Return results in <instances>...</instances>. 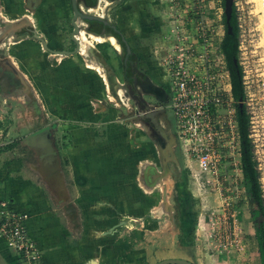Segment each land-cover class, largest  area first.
Returning a JSON list of instances; mask_svg holds the SVG:
<instances>
[{
  "label": "rangeland",
  "instance_id": "1",
  "mask_svg": "<svg viewBox=\"0 0 264 264\" xmlns=\"http://www.w3.org/2000/svg\"><path fill=\"white\" fill-rule=\"evenodd\" d=\"M68 1H58L59 6L55 16L59 18L61 34L59 40L63 38L62 48L73 50L75 44L70 39L73 12ZM79 1L80 3L83 1L86 8L96 5L92 0ZM119 2L109 10L108 21L118 26L132 49L126 66L130 76H125L123 72L126 51L120 55L117 53L116 59L113 60L106 58L103 51L98 52L99 56L95 58L105 67L110 85L108 96L104 97L106 101L101 103L102 107H106L101 115L105 121L101 131L96 132V136L109 145L115 136H119L122 139L119 143V155L107 158V168L92 167V175H90L89 159L85 164L84 157L86 136L84 132L91 130L94 132V126L86 124L84 127L83 121L74 123L72 118L68 117L67 94L61 91L59 92L61 98L59 103L57 102L58 110L53 111L57 113L56 119H50L48 124L42 125L53 134L55 148L51 149L55 153L51 154L49 166L56 170L59 168V177L64 181L63 189L66 194L69 193V202L73 204L70 205L71 210L79 212L81 217H84L83 202H85L87 210L91 205L93 217L103 220L104 230L101 237L107 245L109 257L115 256L118 247L125 242L133 245L143 244L140 250L143 251L141 262L144 264H157L166 259H177L174 258L175 255L188 257L186 259L190 258L191 261H188L194 264H209L217 260L218 252L228 251L230 247L228 242L231 241L226 225L220 223L218 216H214L212 212L216 207L212 208L208 205L207 196L215 193L203 188L204 186L199 187L197 172L186 166L183 156L174 145L173 136L166 131L165 125L156 128L148 117L147 110L151 109L149 105H153L154 110H160L166 107V103L160 104L152 94L143 90L138 94L131 87L134 79L129 80L133 76L131 69L137 64L141 72H148L150 77L156 78L160 84L169 83L170 72L166 58L172 50L173 43L167 38L166 10L156 0ZM221 3V0H192L189 3L190 13L186 19L193 27L191 31L198 34L200 49L209 45L216 48L220 38L223 37L222 10L217 9L222 6ZM236 3L240 22L243 24L241 39L246 48L244 54H240L241 58L246 59L240 61H246L247 69L254 80L264 81V28L259 1L236 0ZM128 9L132 11L130 14L126 12ZM84 11L98 15L88 9ZM26 14H29V20L36 26L38 13H31L28 10ZM0 20L2 25L5 20L2 15ZM89 24V28L98 33L104 28L102 23L96 21ZM40 25V28L34 29L39 35L46 36L45 31L49 23L41 21ZM63 31L68 32L63 34ZM106 31L110 32V29L106 28ZM6 33L7 31H0V41L5 40ZM27 36L32 38V32L27 28L21 29L18 37L22 39ZM116 36L120 39L119 35ZM50 38L53 39L52 34ZM108 44L107 42L102 46ZM81 57L87 59V55ZM141 76L143 74H139L136 81H139ZM164 78L167 80L166 83ZM51 87V83L47 85V89ZM120 87L129 88L132 93V98L127 100L128 104L116 94ZM96 97L95 99H100ZM166 115L173 125L174 118L170 109H167ZM73 130H79L81 133L79 139L74 137ZM5 138V136L0 137V148L7 145L16 147L17 142L11 143ZM100 159H96V164H100ZM23 160L36 162L35 157H24ZM197 175L200 182L205 181L203 174ZM215 197L216 201H219L217 196ZM116 211L118 216L113 214ZM100 216L102 217L99 218ZM95 223L93 222L92 225L94 226ZM71 225L78 229L79 221L65 224L67 229L72 228ZM68 232L72 233L71 230ZM93 238V242L98 241V237L93 236ZM147 244H155V249L147 250Z\"/></svg>",
  "mask_w": 264,
  "mask_h": 264
},
{
  "label": "crops",
  "instance_id": "2",
  "mask_svg": "<svg viewBox=\"0 0 264 264\" xmlns=\"http://www.w3.org/2000/svg\"><path fill=\"white\" fill-rule=\"evenodd\" d=\"M58 1L0 0V15L5 19L0 31H7L6 44L1 45L3 40L0 41V137L5 136L11 143L17 142L13 149L0 152V200H8L28 214V229L42 249L43 264H144L141 262L143 251L140 250L143 244L124 242L118 247L115 256L109 257L107 245L101 237L103 220L93 217L91 205L87 210L85 202L84 217L79 212H73L70 195L66 194L62 186L64 181L59 177V168L56 170L49 166L51 154L55 153L51 149L55 148L53 134L50 130L45 133L46 129L42 125L48 124L50 119H56L57 113L53 111L58 110L61 91L67 94L68 117L74 123L83 121L84 127L86 124L94 126V132H84V157L85 164L89 159L90 175L92 167H108L107 158L119 155V143L122 141L119 136H115L111 143L113 147L96 136L105 121L101 115L106 107H102L101 103H105L104 97L108 96L110 85L105 67L95 60L100 51L110 60L116 59V54L121 53L110 43L102 46L107 42L90 39L88 52L83 53L81 47L80 53L64 56L44 50L38 40L28 36L22 39L18 37L21 29H38L41 21L47 22L49 25L45 33L52 34L53 39L44 38L52 50L61 49L63 38L59 40V18L55 16ZM118 1L121 3L125 0ZM28 10L38 13L36 26L29 20L30 16L26 14ZM126 12L130 14L132 11L128 9ZM118 25L121 28L119 22ZM81 55H87V59ZM92 63L102 65L106 76L97 67H92ZM164 82H167L166 78ZM50 83L52 87L47 89ZM96 96L100 99H95ZM73 133L79 139V130H73ZM31 156L35 157L36 162L23 160ZM97 158H101L100 164H96ZM210 195L206 198L208 205L216 207L212 212L219 217L223 213L222 197L219 193ZM215 196L219 201H216ZM237 209L236 219L230 221V226L239 245L226 252H218L217 260L209 264H262L247 196L239 199ZM113 214L118 216L117 211ZM70 221H79V228L71 225L73 229H67L65 224ZM93 222H96L94 226ZM93 236L98 237V241L93 242ZM147 247V250H154L155 244H147ZM174 258L185 260L188 257L175 255ZM186 260L191 261L190 258ZM0 264L24 263L14 249L0 241Z\"/></svg>",
  "mask_w": 264,
  "mask_h": 264
},
{
  "label": "built area",
  "instance_id": "3",
  "mask_svg": "<svg viewBox=\"0 0 264 264\" xmlns=\"http://www.w3.org/2000/svg\"><path fill=\"white\" fill-rule=\"evenodd\" d=\"M166 10L168 41L173 43L166 58L170 98L166 109L173 113L176 146L188 168H193L199 187L222 197L223 213L218 217L229 233V248L239 245L230 221L235 220L237 202L246 196L242 176L241 133L237 119L238 101L232 94L230 72L223 55L212 45L199 48L198 34L186 19L192 0H156ZM236 2V1H235ZM236 10L238 12L237 3ZM240 54H244L241 39ZM240 59H246L240 57ZM249 116V138L264 201V81L254 80L246 61H240ZM198 173L205 176L200 182ZM28 214L8 200H0V241L21 257L24 264H43V254L30 236Z\"/></svg>",
  "mask_w": 264,
  "mask_h": 264
},
{
  "label": "trees",
  "instance_id": "4",
  "mask_svg": "<svg viewBox=\"0 0 264 264\" xmlns=\"http://www.w3.org/2000/svg\"><path fill=\"white\" fill-rule=\"evenodd\" d=\"M222 4H224V2ZM230 23L233 33L229 34L227 32L221 52L224 53L227 67L230 71L232 94L235 100L239 101L241 98L245 100V91L243 86V71L239 64L240 28L236 7H234V18ZM118 32L120 35H122L121 31L118 30ZM235 59H237V63L234 62ZM237 119L241 133L243 184L246 189L248 202L251 205L261 262L264 264V201L261 195L258 172L255 168L256 165L253 160V146L249 138V116L247 115L245 105L242 109L238 107ZM13 148L14 145H7L3 148H0V152L11 150Z\"/></svg>",
  "mask_w": 264,
  "mask_h": 264
},
{
  "label": "flooded vegetation",
  "instance_id": "5",
  "mask_svg": "<svg viewBox=\"0 0 264 264\" xmlns=\"http://www.w3.org/2000/svg\"><path fill=\"white\" fill-rule=\"evenodd\" d=\"M98 1L99 0H92V2H96L95 4L97 5V3H98ZM115 2H117L118 0H114ZM204 1V0H203ZM236 0H234V5H233V10H232V13H231V16H230V18L227 16V13H226V7H225V0H221V2L223 3L224 2V4H222V6L221 7H218L217 9L218 10H222V22H223V28H224V31H223V37L222 38H220V40H219V42H218V46L216 47L217 48V50L218 51H220V53H221V55H223V57H224V53L223 52H221V50H222V45H223V43L225 42V39H226V35H227V32L229 33V34H232V33H230L229 32V25H231V21L233 20V18H234V7H236V2H235ZM83 1H81V3H82ZM81 3H80V1L78 0V4L81 6ZM84 3V2H83ZM69 4H70V7H71V10H72V12H73V17H72V19H71V26H72V31H71V34H70V39H71V36H72V33H73V30H74V27H73V18H74V10H73V5H72V0H69ZM84 5H85V8H86V4L84 3ZM96 5H94V6H96ZM88 7V6H87ZM89 8V7H88ZM87 8V9H88ZM81 9L84 11V9L81 7ZM85 12V11H84ZM203 12V14H204V10L202 11ZM87 13V12H86ZM89 14V13H88ZM96 15V14H95ZM99 16V15H98ZM106 19V18H105ZM226 20V21H225ZM229 20V21H228ZM229 22V23H228ZM91 23V22H90ZM100 23V22H99ZM80 24V23H79ZM103 24V23H102ZM81 25V24H80ZM104 25V24H103ZM112 25V24H111ZM114 26H116V30H114V29H112V28H110V26H105L104 25V28H103V30L101 31V32H99V33H102V32H104L105 31V33H113L115 36L116 35H119V36H121L120 35V33L118 32V30L120 31V29L118 28V26L117 25H114ZM88 27H90V24H89V26ZM232 27V26H231ZM82 28V27H81ZM106 28H109L110 29V32H107L106 31ZM29 29V28H28ZM47 29H48V27H47ZM46 29V30H47ZM90 29V28H89ZM31 32H32V39H33V35H34V32H36L37 33V31L34 29V28H30L29 29ZM91 30V29H90ZM92 31V30H91ZM114 31H116V32H114ZM66 32H68V31H63V34H66ZM94 32V31H93ZM122 33V32H121ZM38 34V33H37ZM39 35V34H38ZM48 35H49V37H48ZM42 39H44L45 41H46V43H47V45H48V40L47 39H52V38H50V34H47L46 35V37H47V39L46 38H44V36H42V35H39ZM29 37V36H28ZM117 37V36H116ZM29 38H31V37H29ZM117 39H118V37H117ZM126 39V38H125ZM72 40V39H71ZM39 41V40H38ZM118 41H119V39H118ZM40 43H41V41H39ZM73 42V41H72ZM119 43H120V41H119ZM42 44V43H41ZM75 44V43H74ZM121 44V43H120ZM123 45H125V44H123ZM42 47H43V45H42ZM48 47H49V45H48ZM75 48H76V45H75ZM75 48L73 49V50H75ZM125 48V47H124ZM43 49H44V47H43ZM44 50H46V49H44ZM58 50H70V48H68V49H63V48H61V49H58ZM58 50H52L50 47H49V50H46V51H48V52H52V53H55L56 51H58ZM72 50V51H73ZM132 50V49H131ZM124 51H126L125 49H124ZM123 53V52H122ZM131 54H132V52H131ZM131 54H128L127 53V51H126V58L124 59V67H123V72H124V75L126 76H130L129 74H128V70H127V68H126V66L128 65V63H129V57L131 56ZM225 58V57H224ZM235 62V61H234ZM239 64H240V60H239ZM138 66H137V64H135L134 65V67L131 69L132 70V72L131 73H133V76L132 77H130L129 78V80H133V82L131 83V87L139 94L140 93V91L141 90H143L144 92H148L149 94H152V96H154L159 102H160V104H164V103H166V101H169V98H170V93H169V89H168V84L167 85H165V84H160L159 82H158V80H156V78H153L152 76L150 77V75L148 74V72H141V70H139L138 68H137ZM230 72V71H229ZM139 74H143V76H141V78L139 79V81H136L137 80V77H138V75ZM230 77H231V75H230ZM168 89V90H167ZM168 103V102H167ZM166 103V104H167ZM149 108H151L150 110V113H153V111L152 110H154V107H153V105H149L148 106ZM151 115H153V114H151ZM151 115H150V117H151ZM161 115H160V113H157V114H155L154 115V117L156 118V117H160ZM152 119V118H151ZM172 136H173V138H174V145H175V147H177L176 146V143H177V141H176V135H175V133H174V130H173V125L171 124V129H170V132H169Z\"/></svg>",
  "mask_w": 264,
  "mask_h": 264
},
{
  "label": "water",
  "instance_id": "6",
  "mask_svg": "<svg viewBox=\"0 0 264 264\" xmlns=\"http://www.w3.org/2000/svg\"><path fill=\"white\" fill-rule=\"evenodd\" d=\"M72 5H73V10H74V18H73L74 30H73L71 39L75 43L76 48L73 51L72 50H58V51L55 52L58 55L66 56V55H73V54L81 52V41L77 38L81 34V30H82L81 25L79 24L80 20L86 21L88 23L93 22V21L100 22V23H103L105 26H110V28L116 30V26L111 25L108 20H106V19H104V18H102V17H100L98 15L88 14V13L84 12L81 9V6L78 4V0H72ZM233 5H234V0H225L226 13H227V16L229 18L231 16V13H232V10H233ZM114 32H116V31H114ZM229 32L230 33L233 32L231 25H229ZM99 34L103 35V34H105V31L102 32V33H99ZM33 36H34L33 39L41 41L44 49L49 50V47H48L46 41L44 39H42L36 32H34ZM119 41H120V43H121V45L123 47V51H124V47H125V50L127 51V53L131 54V52H132L131 47L129 46V44H128V42L125 39V36L123 34L120 36ZM123 44H125V45H123ZM235 63H237V59H235ZM167 102L168 101H166V103ZM238 107L241 108V109L244 107V99L243 98H241L238 101ZM150 111L151 110L148 109L147 110V114L149 115L148 117L150 119L152 118L151 121L155 125V127L156 128H160V127H162L161 125H165L166 131L170 132L171 122L167 118V115H166L167 109H166V107L162 108L160 110H152L153 113H150ZM157 113H160L161 116L155 118L154 115L157 114ZM151 114H153V115H151ZM150 115H151V117H150ZM47 131L48 130H45V133ZM157 264H194V263H192V262H190L188 260H184V259H166V260H163V261H161V262H159Z\"/></svg>",
  "mask_w": 264,
  "mask_h": 264
},
{
  "label": "bare ground",
  "instance_id": "7",
  "mask_svg": "<svg viewBox=\"0 0 264 264\" xmlns=\"http://www.w3.org/2000/svg\"><path fill=\"white\" fill-rule=\"evenodd\" d=\"M257 1H259L260 8L262 10V25H263L262 27L264 28V1L263 0H257ZM115 4H116V2L114 0H99L96 6L89 7L88 10L89 11H94V12L98 13V15H100V17L106 18V20H109L110 19V15H109L110 11L109 10ZM81 7L83 9H87V8H85V5H84L83 2L81 3ZM79 23L81 24L82 30H81V34L77 38L81 41V47H82V52L83 53L88 52L89 47H87V45H89L91 43L90 39H98L99 41H102L104 43L105 42L110 43L114 47L115 50L119 51L122 54L123 47L119 43L117 37L113 33H106L104 35H99V34H96L95 32H93V31H91L89 29V27H88L89 23L88 22L80 20ZM11 40H12V38H11ZM5 44H6L5 40H3L1 42V45H5ZM99 64H97V66H96V65H94L92 63L91 66L92 67H97L102 72V75H105L104 68L102 67V65L100 66ZM116 94H117L118 97H120V99L122 101L124 100L127 104H128L127 100L132 98V93H131L129 88H121L120 87V88L117 89Z\"/></svg>",
  "mask_w": 264,
  "mask_h": 264
}]
</instances>
